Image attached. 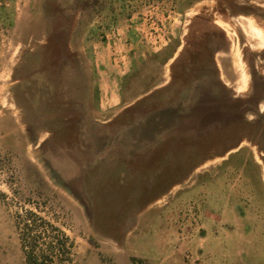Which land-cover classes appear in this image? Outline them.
Here are the masks:
<instances>
[{"label":"rangeland","instance_id":"374dc122","mask_svg":"<svg viewBox=\"0 0 264 264\" xmlns=\"http://www.w3.org/2000/svg\"><path fill=\"white\" fill-rule=\"evenodd\" d=\"M148 1L110 30L109 0H0V264H26L28 220L44 250L47 223L70 239L51 264H264V0H179L157 16L171 43L111 87L100 51ZM149 156L160 199L142 211Z\"/></svg>","mask_w":264,"mask_h":264},{"label":"crops","instance_id":"0c3cea01","mask_svg":"<svg viewBox=\"0 0 264 264\" xmlns=\"http://www.w3.org/2000/svg\"><path fill=\"white\" fill-rule=\"evenodd\" d=\"M178 3L179 0H149L147 4L142 6L144 10H149L147 13L143 10V12L139 14V20H141L139 24H137L136 17H132L125 20L122 26L119 23L120 25L117 27V31L114 29L113 31L115 32L108 35V38H111L112 42H108L107 47L103 46L100 51V56L102 57V64H105L106 67L109 62H114L116 75L112 74L115 78H112L109 82L111 83V87H119L122 78L130 72L132 59L135 55L143 56V50L159 53L162 50H165V48L171 43L173 36L170 37L164 35L165 33L163 34V29L158 27L159 19L157 20V16L166 17V19H168L172 16V13L177 14L175 11L178 7ZM172 8L173 11L170 10ZM169 24L173 25L170 21L168 22V25ZM171 32H173V30H171ZM143 38H148L146 43L141 41ZM111 43L116 45V47H113ZM183 52H185V48L178 47L174 56L169 60V66L176 63L178 58L183 55ZM168 64L166 66H168ZM171 83L172 78L170 79L168 77L163 87L170 86ZM160 86L156 87V89L161 88ZM144 98H147V94L137 99V102ZM116 105H118V102ZM127 107L128 106H125V108ZM164 111L167 112V110ZM156 130L157 129L153 131L155 132ZM137 146H140V144L134 143V147ZM147 151L149 150L144 152ZM158 159V157L154 158L152 156L145 157L143 160L144 162L140 165V168L142 169L138 172V175L139 184L142 187V193L137 199L141 202L142 211L150 210L155 202L160 199L157 191V180L155 179L158 171L156 169ZM162 164H164V162ZM166 194L167 193L165 192L162 197Z\"/></svg>","mask_w":264,"mask_h":264},{"label":"trees","instance_id":"16d2710c","mask_svg":"<svg viewBox=\"0 0 264 264\" xmlns=\"http://www.w3.org/2000/svg\"><path fill=\"white\" fill-rule=\"evenodd\" d=\"M198 0H184V2L182 3L183 8L181 9V13L185 12L186 7L190 8L192 7ZM128 2H130V0H109V5L106 8L108 9V19H107V25L106 27H108L110 30H112L116 23H118V21L120 20V16L123 14L128 15L129 14V10H128ZM186 2V3H185ZM103 9V11L105 10ZM180 46L179 42L176 45L175 49L173 51L170 52V55L167 56V58L163 61V64H167L169 62V60L174 56L175 51L177 50V48ZM46 48V47H44ZM30 56V64H37V67L40 66V64H42L43 61V57L40 54V52H32L29 54ZM158 56L157 54L152 55L151 57H156ZM146 64V61L140 56V55H135L132 59V64H131V70L130 72L124 76L123 80H122V85L124 87L131 85L133 79L136 80L137 77L140 76V69L143 65ZM93 72L94 74H98L96 72V65L95 63H93ZM149 74V73H147ZM142 75V74H141ZM158 85H152V83H147L146 89H145V94L151 92L153 89H155ZM144 94V95H145ZM98 96H99V88L97 86V83H95L93 85V98L95 101H98ZM95 108H97V102L95 103ZM29 221L28 220L26 223V227L28 230L29 235H27L25 237V241H23V246H24V251H25V257H26V264H51L53 262V260H50L51 263L48 262V259L50 256L45 255V252H49L50 253H55V249H57L58 251L61 250V252H63L64 254H67V243L71 242L70 239L68 237H66L65 233L57 227H53V225L47 223V227H51L53 229V231L57 232L59 234L58 237H56V242H46L44 244L47 245V250H44L43 247L40 245V239L42 237V235H33L35 229L39 228V227H33L31 224L29 225ZM45 232H48V229H45ZM39 232V231H37ZM33 235V236H32ZM31 237V238H29ZM70 248H73V243H70ZM54 256V255H53Z\"/></svg>","mask_w":264,"mask_h":264}]
</instances>
